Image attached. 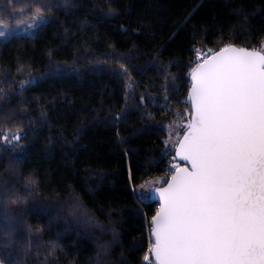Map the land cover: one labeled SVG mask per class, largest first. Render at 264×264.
I'll return each mask as SVG.
<instances>
[{"label":"trees","instance_id":"obj_1","mask_svg":"<svg viewBox=\"0 0 264 264\" xmlns=\"http://www.w3.org/2000/svg\"><path fill=\"white\" fill-rule=\"evenodd\" d=\"M37 9L0 40V262L152 264L164 125L185 132L199 55L261 49L264 0H0V20Z\"/></svg>","mask_w":264,"mask_h":264},{"label":"snow or ice","instance_id":"obj_2","mask_svg":"<svg viewBox=\"0 0 264 264\" xmlns=\"http://www.w3.org/2000/svg\"><path fill=\"white\" fill-rule=\"evenodd\" d=\"M194 64L175 152L185 166L148 189L160 203L152 264H264V45H227Z\"/></svg>","mask_w":264,"mask_h":264},{"label":"rangeland","instance_id":"obj_3","mask_svg":"<svg viewBox=\"0 0 264 264\" xmlns=\"http://www.w3.org/2000/svg\"><path fill=\"white\" fill-rule=\"evenodd\" d=\"M37 15V12H35L30 17H25V13L19 12L14 13L12 15V20H9L8 22L0 20V31L5 33L4 36H0V40H7L16 34L33 35L36 27L46 21L41 13H39V15L42 16L43 19L36 20L35 18ZM164 128L168 133L166 141L167 148L172 149L175 147L177 140L182 136V132L179 130L180 127H178L176 122L172 124L166 123ZM0 264L2 263L0 262Z\"/></svg>","mask_w":264,"mask_h":264},{"label":"water","instance_id":"obj_4","mask_svg":"<svg viewBox=\"0 0 264 264\" xmlns=\"http://www.w3.org/2000/svg\"><path fill=\"white\" fill-rule=\"evenodd\" d=\"M236 47H238V46H236ZM248 49V48H247ZM249 50H251V49H249ZM215 54V53H214ZM195 67V66H194ZM192 71V70H191ZM190 74H191V72H190ZM191 81V80H190ZM190 91H191V88H190V90H189V92H188V96H189V94H190ZM187 96V97H188ZM190 110H191V108H190ZM192 111V110H191ZM185 133V132H184ZM183 133V134H184ZM176 150H177V146L175 147V151H174V154H175V152H176ZM176 157V156H175ZM176 159L179 161V162H181L182 164H183V166H185V162H183V161H181L178 157H176ZM170 179V178H169ZM160 187H166V184H164L163 186H160ZM149 198H150V201L151 202H153V203H155V204H157L158 205V209H157V211L159 210V208H160V203L159 202H157V200H156V198L154 197V196H150V194H149ZM157 211H156V213H157ZM156 213L154 214V215H156ZM150 238H151V242H153V238H152V220H151V232H150ZM148 257H149V259H154L153 258V256H152V253H150L149 255H148Z\"/></svg>","mask_w":264,"mask_h":264},{"label":"built area","instance_id":"obj_5","mask_svg":"<svg viewBox=\"0 0 264 264\" xmlns=\"http://www.w3.org/2000/svg\"><path fill=\"white\" fill-rule=\"evenodd\" d=\"M208 53L209 52H203L201 55H199V59H200L201 62L208 55ZM212 54H214V53H212ZM173 164L176 165V166H180V167L183 166V164L176 159L174 153L170 154L169 157H168L167 174H168L169 178H170V175H169L170 166L173 165Z\"/></svg>","mask_w":264,"mask_h":264}]
</instances>
